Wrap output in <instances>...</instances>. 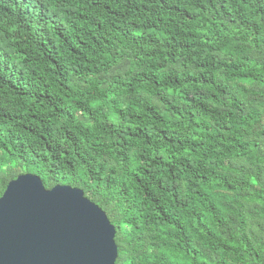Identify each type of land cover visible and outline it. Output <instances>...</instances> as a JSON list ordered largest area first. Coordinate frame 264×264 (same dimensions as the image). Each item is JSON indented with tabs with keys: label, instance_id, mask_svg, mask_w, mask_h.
<instances>
[{
	"label": "trees",
	"instance_id": "trees-1",
	"mask_svg": "<svg viewBox=\"0 0 264 264\" xmlns=\"http://www.w3.org/2000/svg\"><path fill=\"white\" fill-rule=\"evenodd\" d=\"M22 174L105 212L115 264H264V0H0Z\"/></svg>",
	"mask_w": 264,
	"mask_h": 264
},
{
	"label": "water",
	"instance_id": "water-1",
	"mask_svg": "<svg viewBox=\"0 0 264 264\" xmlns=\"http://www.w3.org/2000/svg\"><path fill=\"white\" fill-rule=\"evenodd\" d=\"M21 177L54 193L0 197V264H115V227L82 190L70 186L48 190L38 176L22 174L7 184L4 193Z\"/></svg>",
	"mask_w": 264,
	"mask_h": 264
},
{
	"label": "snow or ice",
	"instance_id": "snow-or-ice-1",
	"mask_svg": "<svg viewBox=\"0 0 264 264\" xmlns=\"http://www.w3.org/2000/svg\"><path fill=\"white\" fill-rule=\"evenodd\" d=\"M53 193L54 191H44L39 184H32L29 177H21L20 181L16 185L12 186L7 193H0V196H4L5 198H28L34 195L50 196ZM84 207L88 210L89 213L91 212V210L88 209L86 206Z\"/></svg>",
	"mask_w": 264,
	"mask_h": 264
}]
</instances>
